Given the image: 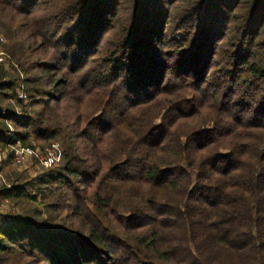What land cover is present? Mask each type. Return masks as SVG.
<instances>
[{
  "label": "trees",
  "instance_id": "16d2710c",
  "mask_svg": "<svg viewBox=\"0 0 264 264\" xmlns=\"http://www.w3.org/2000/svg\"><path fill=\"white\" fill-rule=\"evenodd\" d=\"M4 1L12 5L14 0ZM18 1L15 9L32 15L33 9L26 8L39 0ZM61 1L63 16L50 41L56 66L75 74L90 68L122 2L128 3L115 53L102 59L108 74L91 85L122 94L119 114L128 115L132 122L126 127L131 125L133 134L125 158L98 183L97 214L84 209L88 237L80 243L61 233L53 238L57 248H47L38 242L33 222L32 230L21 216L7 214L1 217L0 252L7 251V243L17 244L39 264H155L157 259L162 264H264V0ZM51 15L48 10L30 19L42 27V36L49 32ZM231 24L238 36L222 64L215 57L224 54ZM92 67L103 68L98 61ZM241 77L250 80L249 88L238 82ZM82 82L87 87L90 79ZM26 113L14 119L25 129L17 142L25 143L31 134L44 138L45 131L33 130L37 123ZM103 113L93 123L102 134L94 148L102 146L103 135L117 121ZM195 118L200 124L189 122ZM3 134L0 142L7 146ZM231 138L238 143L227 147ZM106 144L94 155L99 169L115 161V151ZM65 147L64 166L43 182L55 178L66 188L73 177L87 176L77 166L83 160ZM119 182H147L151 188L124 205L115 199ZM15 188L5 192V199L26 196L23 188Z\"/></svg>",
  "mask_w": 264,
  "mask_h": 264
},
{
  "label": "rangeland",
  "instance_id": "374dc122",
  "mask_svg": "<svg viewBox=\"0 0 264 264\" xmlns=\"http://www.w3.org/2000/svg\"><path fill=\"white\" fill-rule=\"evenodd\" d=\"M0 2H2L0 8L5 10L0 12V74H4L0 80V83L4 82L2 84L4 87L0 88V131L4 132L2 138L9 142L7 146L0 142V168H3V172L0 173V224L3 221L2 215L14 214L21 216L24 221L27 220L29 227L31 226L29 221L33 222L36 227L34 230L30 228L38 237L40 245L57 248V241L53 238L61 233L64 239L68 240L67 238L72 237L81 243L80 238L88 237L89 233L85 210L97 214L94 194L98 183L110 166L125 158L124 148L129 143L131 138L129 136L133 134L131 125L126 127L127 123L132 122L128 115L119 114L120 107L125 104L121 99L122 94L119 92L116 96L115 93L109 95L99 87L97 92V89H94L97 85H91L93 81L103 80L101 75L108 74L103 70L108 64L105 61L103 63L102 59L115 53V45L120 41L116 36L123 31L122 25L129 5L125 1L122 2L119 15L113 22L111 21L114 29L106 32L100 45H97L98 50L90 58L93 61L89 60L90 71L88 72L89 69L85 67L86 69L75 74L76 72L68 70L67 67L56 66V52L50 41L53 40L50 31L59 25V20L61 21L63 16H60V12L63 11L61 0H39L35 3L31 1L32 7L26 9H33L32 15L30 11L29 14L26 10L15 9L14 4L20 2L18 0H14L12 5H7L4 0ZM48 10L52 15L48 19L49 32L44 37L41 35L42 27L39 30L30 19L43 16ZM55 13H58L59 19ZM230 27L231 30L225 39L224 54L215 57V60L223 61L222 64L227 60L228 52L232 51V41L238 36L233 30L234 25L231 24ZM262 29L261 40L264 41V24ZM107 41H109L108 46H106ZM111 41L112 44L109 45ZM262 52L264 53V48ZM96 61L101 67L103 66L102 69L92 67ZM87 79H90V84L86 87L82 81ZM238 82L244 89L251 86L250 80L243 77ZM5 83L8 84V89ZM11 84L16 85L14 90H11ZM90 87L92 88L88 90ZM159 101L160 98H157L154 103ZM120 102L123 105H119ZM106 111V116L117 121L114 122V127L103 135L102 146L94 148L97 141L101 140L102 134L93 123L97 116L104 115L103 112ZM26 112H31L32 119L37 123L33 126V130H39L40 126L43 129L40 132L45 131L44 138L31 134L25 143L17 142L18 132H25V129L18 127L14 122L16 119L19 121V116L26 115ZM189 122L196 125L200 124L201 120L195 118ZM25 124L30 129L31 124ZM134 136L138 138L137 135ZM106 143H109V148L115 151L113 154L115 161L114 164L104 162L105 168L99 169L97 168L99 161L94 155L98 153L97 149L103 151ZM233 143L237 144L238 141L231 138L226 146L229 147ZM65 145L71 146L78 159L83 160V162L78 161L77 166L87 171L85 178L82 174L73 177L66 188L58 186L59 183L55 178L51 183L45 181L51 178L48 175L56 174V171L64 166V152L67 150ZM17 151L23 156L21 161L17 159ZM96 175L99 176L92 182V177ZM43 178H45L44 182ZM115 184V199L123 200L124 205L127 202H136L138 195L146 193L147 188H151L147 182ZM135 186L140 187L138 194L135 192L137 189ZM15 187H19L20 190L23 188L27 192L26 196L14 202L5 199V192L7 190L16 192ZM74 194H76L75 199ZM111 219L114 222V218ZM75 233L80 237L71 236ZM5 247L7 251L0 252V264H39L38 259L31 258L27 251L22 250L17 244L7 243ZM100 260L102 261V258ZM154 263L162 264L160 259Z\"/></svg>",
  "mask_w": 264,
  "mask_h": 264
},
{
  "label": "built area",
  "instance_id": "2783aa9c",
  "mask_svg": "<svg viewBox=\"0 0 264 264\" xmlns=\"http://www.w3.org/2000/svg\"><path fill=\"white\" fill-rule=\"evenodd\" d=\"M49 151L50 150H48V153H49ZM17 159L19 160V161H21L22 160V158H23V156H22V154H21V152L20 151H17Z\"/></svg>",
  "mask_w": 264,
  "mask_h": 264
}]
</instances>
